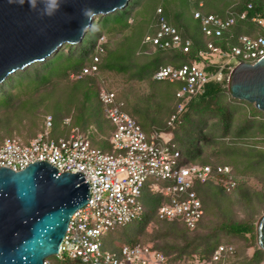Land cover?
<instances>
[{
    "label": "trees",
    "instance_id": "16d2710c",
    "mask_svg": "<svg viewBox=\"0 0 264 264\" xmlns=\"http://www.w3.org/2000/svg\"><path fill=\"white\" fill-rule=\"evenodd\" d=\"M144 1L129 0L123 9L110 15L98 16L79 44H65L43 62L34 63L7 77L0 85V132L7 135L16 123L21 122L22 116L33 123L42 113V125L45 116L52 117L51 138L67 137L71 128H77L80 133L87 136L92 147L109 152L112 147L110 134L113 127L103 114L98 94L101 88L113 91L117 99L122 102V109L136 121L144 133L149 135L158 131L172 134V142L180 153L182 164L209 165L213 168L212 180L205 183L196 181L193 185L192 189L201 202L203 214L196 228L192 231L187 230L188 232L198 229L204 218V212L209 210L210 204L212 206L217 204L218 196L223 199L224 194H234L249 206L251 214L244 220L230 221L228 219L220 224L216 231L248 240L247 246L255 245L256 250L247 263L237 262L234 249V255L225 258L222 262L212 264L258 263L264 258V251L256 246L253 213L260 203H264V194L262 190L250 191L246 186L245 177L258 180L264 189V149L256 146L264 138V113L251 104L233 99L229 95L226 81H210L205 85L203 92L177 99L175 91L179 84L156 81L153 75L162 66L179 67L205 61L204 58L211 53L207 49L209 42L225 52L230 46L236 44V38L240 34L258 32L264 35L256 23L250 21L252 15L264 16V0H233L224 3L221 7L224 0H155L149 18L144 16L145 18L130 25L128 18L131 14L137 18V13L133 10L137 6L143 8ZM157 4L162 5L159 9L168 24L176 28L182 39L190 41L187 53L179 49L152 51L151 46L143 42L144 35L154 34L157 29L156 10L158 8H155ZM181 4L194 7L188 13L196 22L194 27L183 23V13L179 11ZM248 4L252 5V9L248 10L249 18L237 20L220 37L205 36L199 21L193 18L194 12L198 10L221 17L241 13L247 10ZM144 22L152 26V32L148 31V28L145 29ZM195 31L198 32V37L194 35ZM131 34L135 36L130 39ZM116 35L123 37L119 41H104L105 37L111 40ZM101 37L102 42H100ZM111 43H113L112 47H110ZM98 47L103 49L100 54L97 53ZM96 54L99 57L96 73L83 75L78 79L70 78L71 74H79L84 67L89 66L92 57ZM209 65L211 66L205 68L207 73L214 70L212 64ZM103 74L121 75L125 84L123 87L129 91L133 85L137 91L127 97H124V93L120 91L117 95L112 88L103 83H97L99 75ZM180 102L184 104L183 112L176 123L169 126L168 119L176 111L177 104ZM155 110L161 112L157 120L152 117ZM65 118L70 119L67 126L62 123ZM7 137L12 136L7 135ZM4 139L2 138L1 144ZM248 141L252 143L248 144ZM29 142L22 143L26 145ZM207 148H212L210 153H206ZM224 165L231 167L238 178L236 188L230 193L224 189L223 176L216 173V167ZM145 193L159 197V203L155 208L144 205L142 199ZM167 201L168 198L162 192H155L148 183L145 184L141 195L142 216L105 234L103 248L115 250L121 244L137 242L149 245L135 238L139 235L138 233L126 232L124 237H120L115 235V232L132 224L144 229L151 220L156 219L161 223V232L149 237L150 240L162 239V245H150L152 249L162 252L168 261L174 264L194 261L210 262L214 250L223 243L217 245V242H213L214 240L210 238L202 242L203 248L200 251L191 249L196 240L188 241L185 232L178 228L179 224L183 226L181 220L157 219L158 207ZM176 239H181L184 244L180 246ZM116 240L120 243L119 245H115ZM56 263L74 264L67 259Z\"/></svg>",
    "mask_w": 264,
    "mask_h": 264
},
{
    "label": "built area",
    "instance_id": "2783aa9c",
    "mask_svg": "<svg viewBox=\"0 0 264 264\" xmlns=\"http://www.w3.org/2000/svg\"><path fill=\"white\" fill-rule=\"evenodd\" d=\"M201 5V4H200ZM221 17L195 11L193 18L199 21L201 31L207 37H220L237 20L249 18L248 10ZM157 29L154 34H146L143 42L154 49H179L187 53L190 47L188 39H182L176 28L169 25L161 10H156ZM250 21L264 33V16L252 15ZM103 38H100V42ZM207 49L213 54H221L227 63L184 64L179 67L166 65L153 75L156 81L177 82V99H183L203 92L210 81L228 82L234 67L240 63L255 64L264 57V35L261 33L240 34L236 44L222 52L213 43H207ZM103 52L101 47L97 53ZM201 55V53H200ZM98 55L92 57L89 66L79 74H71V79L91 75L98 70ZM207 73L205 68L211 66ZM228 84V83H227ZM99 102L105 117L113 129L110 134L111 151H102L92 147L87 136L77 128H71L67 137H50L52 117L45 116L42 129L28 143L15 137H7L0 146V168L18 172L35 162H46L62 173L77 172L84 176L89 186L86 204L77 209L69 218L67 228L59 247L53 255L56 260L44 259L43 264H57L67 259L74 264H174L160 251L140 242L121 244L115 250L103 248V237L115 228L123 227L139 219L143 213L141 204L142 190L145 184L162 192L168 201L157 209V219L173 221L179 219L183 227L192 231L200 221L203 211L201 202L193 191L196 181L205 183L212 180L213 168L209 165H184L181 156L172 142L171 133L154 131L147 135L136 121L122 109L113 91L101 88ZM184 104H177L176 111L169 117L167 124L173 126L183 112ZM63 125H69L65 118ZM216 173L223 176V185L227 193L237 186L238 178L231 167H216ZM232 245L221 244L213 252L210 262L194 261L184 264H212L222 262L234 255Z\"/></svg>",
    "mask_w": 264,
    "mask_h": 264
},
{
    "label": "water",
    "instance_id": "95a60500",
    "mask_svg": "<svg viewBox=\"0 0 264 264\" xmlns=\"http://www.w3.org/2000/svg\"><path fill=\"white\" fill-rule=\"evenodd\" d=\"M129 0H64L55 16L41 17L29 8L0 0V85L10 75L43 62L65 44L77 45L98 16L126 7ZM99 15L89 21L81 9ZM229 95L264 113V57L240 63L228 80ZM46 162L13 172L0 168V264H43L58 253L70 216L88 200L89 186L78 172L62 173ZM264 251V215L256 228Z\"/></svg>",
    "mask_w": 264,
    "mask_h": 264
},
{
    "label": "rangeland",
    "instance_id": "374dc122",
    "mask_svg": "<svg viewBox=\"0 0 264 264\" xmlns=\"http://www.w3.org/2000/svg\"><path fill=\"white\" fill-rule=\"evenodd\" d=\"M155 0H145L142 6H137V8L135 10H133L134 13H137V18L134 17L133 14H131V16L128 18V23L130 25H133L134 23H136L137 21L141 20L144 16H146V18L148 19L149 16L151 15V11H152V7ZM233 0H224L223 3L220 5V7L224 4V3H229L232 2ZM162 7V5H158L155 7L156 9ZM194 7L193 6H184L181 4V8H179V11H182L183 13V17H182V21L183 23H185L186 25H189L190 27H194V25L196 24V22L192 19L191 15L188 14L190 10H193ZM137 11V12H136ZM132 12V13H133ZM139 12V14H138ZM178 13V10H177ZM145 18V17H144ZM151 18V17H150ZM143 22V21H141ZM144 27L148 31L152 32V26L150 27L149 23L144 22ZM149 26V27H148ZM194 35L196 37H198V32L195 31ZM130 39L133 38V36H135V34H131L130 35ZM123 36L120 35H116L115 37H113L114 39H107L106 37L104 38V41H119ZM113 46V43L110 44V47ZM205 59V63H218V64H224L228 62V59L222 57L221 54L217 53V54H213L210 53L207 57L204 58ZM203 61H200V63L198 64L203 65ZM203 62V63H202ZM100 77L98 78V82L103 83V85H106L110 88H112L114 91H116L117 95L118 92H122L124 93V97H127L129 94H132L137 91L135 86H131L130 90L128 91V89L124 88L123 85H125L123 83V78L121 75H99ZM102 76V77H101ZM103 81V82H101ZM228 83V82H227ZM105 86V87H106ZM228 87V85H227ZM123 97V99H124ZM160 110H155L153 112V116L155 120H157L156 118H158L159 114H160ZM42 113L39 114V119L35 120L33 123H30L29 121H27L26 118H24V116H22V120L19 123H16V125L14 127L11 128L10 133L7 134L8 136H15L17 138H19L22 142L27 143L29 142L31 139H33L38 132L42 129ZM7 135H4L2 132H0V136H2V138L4 139L5 137H7ZM2 138L0 137V145H1V141ZM259 140V139H257ZM260 143L256 144L257 148H262L264 149V138L261 139L259 141ZM252 143V141H248L247 142ZM247 145V144H245ZM212 150V148L208 149L207 148V152L206 153H210ZM214 159V158H213ZM213 159H210L212 162ZM245 182H246V186L248 187V189H250V191H263L264 194V189L263 185L260 184L258 182V180L254 179V178H247L245 177ZM143 203L145 206L149 207V208H155V206H157V204L159 203V197L158 196H150L149 194L145 193L143 195ZM209 205V203H208ZM209 210H206L207 212H204V218L201 222V224L199 225L198 229L196 231L193 232H188L187 230H185V228L182 225H178V228L183 230L186 234V237L188 239V241L191 240H196L193 245L191 246V249H197L198 251H200L203 248V243L204 241H208L210 238L211 240H214L213 242H217L218 244H227V245H232L234 247V249L236 250V256H237V262H248L249 258L252 256L254 250H256L255 245L254 246H247L248 240L242 239V238H235V237H231L229 235H226L223 232H219L216 231V229L220 226V224H222L224 221L226 220H230V221H242L245 219V217L247 215L251 214V210L249 208V206L247 204H245V202H243V200L241 198H239L238 196L234 195V194H224V198L222 199L221 196H218V200H217V204H215V206H212L211 204L209 205ZM255 212L253 213V217H254V237H255V242H256V246H258L257 244V239H256V228L257 225L261 219V217L264 215V203H260L259 206L257 208H255ZM161 229V223L158 222L156 219L151 220L145 227L144 229H141L140 226H136V224H132L131 226L124 228V229H119L118 231L115 232V235H118L120 237H124L126 234V232H131V233H138L139 235L136 236L135 238H138V241L147 243L149 245H154V246H161L162 245V239L160 238H155L153 240H150V235H157L158 233H160ZM160 231V232H159ZM248 238V236H247ZM176 241L180 244V246H182L184 243L181 239H176ZM120 243L115 242V245H119ZM198 244V247H196V245ZM114 245V243H113ZM200 245V246H199ZM48 259L50 261H54L56 260L54 256L48 257ZM255 264H264V258L261 259L258 263Z\"/></svg>",
    "mask_w": 264,
    "mask_h": 264
},
{
    "label": "clouds",
    "instance_id": "9594fccd",
    "mask_svg": "<svg viewBox=\"0 0 264 264\" xmlns=\"http://www.w3.org/2000/svg\"><path fill=\"white\" fill-rule=\"evenodd\" d=\"M10 3L15 2L20 4L21 6L25 3V0H9ZM29 8L33 11H37L41 17H48L51 18L55 16V14L60 11L64 0H27ZM81 15L89 20L92 21L99 13H97L92 8H83L81 9ZM91 25H85L82 28V31L87 30L90 28Z\"/></svg>",
    "mask_w": 264,
    "mask_h": 264
},
{
    "label": "crops",
    "instance_id": "0c3cea01",
    "mask_svg": "<svg viewBox=\"0 0 264 264\" xmlns=\"http://www.w3.org/2000/svg\"><path fill=\"white\" fill-rule=\"evenodd\" d=\"M150 48H151V50H152V51H155V49H154V48H152V47H150Z\"/></svg>",
    "mask_w": 264,
    "mask_h": 264
}]
</instances>
